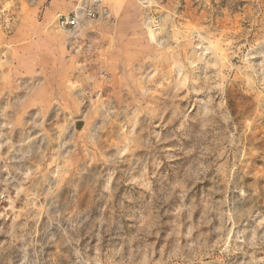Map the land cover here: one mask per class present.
Instances as JSON below:
<instances>
[{"label": "rangeland", "instance_id": "obj_1", "mask_svg": "<svg viewBox=\"0 0 264 264\" xmlns=\"http://www.w3.org/2000/svg\"><path fill=\"white\" fill-rule=\"evenodd\" d=\"M90 1L0 0V264H264V0Z\"/></svg>", "mask_w": 264, "mask_h": 264}, {"label": "built area", "instance_id": "obj_2", "mask_svg": "<svg viewBox=\"0 0 264 264\" xmlns=\"http://www.w3.org/2000/svg\"><path fill=\"white\" fill-rule=\"evenodd\" d=\"M74 14L69 16H61L58 19V26L61 29H76L80 26L79 15L83 13L89 19L99 17H108L109 10L104 0H91L88 4L80 3Z\"/></svg>", "mask_w": 264, "mask_h": 264}, {"label": "crops", "instance_id": "obj_3", "mask_svg": "<svg viewBox=\"0 0 264 264\" xmlns=\"http://www.w3.org/2000/svg\"><path fill=\"white\" fill-rule=\"evenodd\" d=\"M82 2H83V1H82ZM82 2H81V4H82ZM63 9H66L65 6H64V5L60 6V9H59V10H63ZM75 12H77L76 9H74V11H73L72 13H70V14L72 15V14H74ZM79 18H80V24H82V23H83V19H84V14L81 13V14L79 15Z\"/></svg>", "mask_w": 264, "mask_h": 264}]
</instances>
